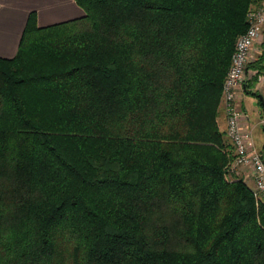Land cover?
Here are the masks:
<instances>
[{"label": "trees", "instance_id": "trees-1", "mask_svg": "<svg viewBox=\"0 0 264 264\" xmlns=\"http://www.w3.org/2000/svg\"><path fill=\"white\" fill-rule=\"evenodd\" d=\"M75 1L0 56V264H264L218 121L261 0Z\"/></svg>", "mask_w": 264, "mask_h": 264}, {"label": "built area", "instance_id": "built-area-1", "mask_svg": "<svg viewBox=\"0 0 264 264\" xmlns=\"http://www.w3.org/2000/svg\"><path fill=\"white\" fill-rule=\"evenodd\" d=\"M248 27L237 39L232 61L223 85L222 102L228 118L226 133L234 146V158L227 165L228 173L242 169L254 180L257 203L264 201V158L257 147L252 128L244 126V114L238 97L253 61L256 43L264 31V1L248 13Z\"/></svg>", "mask_w": 264, "mask_h": 264}, {"label": "crops", "instance_id": "crops-1", "mask_svg": "<svg viewBox=\"0 0 264 264\" xmlns=\"http://www.w3.org/2000/svg\"><path fill=\"white\" fill-rule=\"evenodd\" d=\"M31 12L37 13V22L39 26L52 25L78 18L85 14L82 7L79 6L75 0H0L1 57L12 58L18 53ZM257 43L258 47H256V51L259 57L264 53V31L261 39ZM252 73H254V69L249 66L246 78L249 82L248 84H246V82L244 83L242 93L238 98L241 109L246 113V115H244L243 123L244 126L248 128H253L254 124H252V118L248 110L247 102L249 105L256 103L254 100L256 96L250 93L252 90L254 92V89L256 88L251 86H257V88L260 89V94L264 96V73L260 74L258 80L255 79L256 81L250 79ZM247 85L251 86L248 87ZM257 98L259 100V97ZM223 108L222 103V114L220 112L218 121L221 130L225 132L227 127V117ZM259 113H263L262 109L258 110V114Z\"/></svg>", "mask_w": 264, "mask_h": 264}, {"label": "rangeland", "instance_id": "rangeland-1", "mask_svg": "<svg viewBox=\"0 0 264 264\" xmlns=\"http://www.w3.org/2000/svg\"><path fill=\"white\" fill-rule=\"evenodd\" d=\"M263 1L264 0H261L260 4ZM254 7H252V8H254ZM239 36H238V38H239ZM256 47H258V43H256V45H255L254 52H253V61L250 64L251 68L254 69V73H252V75H250V79H253L254 81L258 80L259 75L264 73V53L262 54V56L258 57L257 51H256ZM246 78H247V75L245 77V82H246V84H248L249 81H247ZM247 86L250 87L251 85H247ZM251 87L256 88V89H254V92H258L259 94L261 93L260 89L257 88V86L253 85ZM251 92H253V90ZM241 93H242V91L240 92V94ZM240 94H239V96H240ZM222 96H223V94H222ZM254 100L256 101L255 104L249 105L248 102H247V105H248V110H249V112L251 114L252 124H254L253 128H252L253 132H254V138H255V141L257 143V147L260 150V152L262 153L263 158H264V110L262 109L261 105L258 104L259 103L258 98L256 97V98H254ZM222 103L223 102H221V104ZM223 107H224V104H223ZM223 109L225 110V108H223ZM261 109H262L263 113H261V114L259 113L258 114V110H261ZM220 112L222 114V109H221ZM225 114H226V111H225ZM243 114L246 115V113L244 111H243ZM226 117H227V114H226ZM261 120H263V121H261ZM227 124H228V118H227ZM223 129H224V127H223ZM226 129H227V127H226ZM225 134H226L227 139L229 140V138L227 136V133H226V130H225ZM226 171H227V173H225V176H226V178L228 180H234V179H237V178L243 179V180H245V182H247L249 184V186L252 189L254 188V180H253V178L251 176H249V174H247V171L245 169H242L241 171H239L238 173H235V174L234 173L233 174L232 173L229 174L228 170H227V167H226Z\"/></svg>", "mask_w": 264, "mask_h": 264}, {"label": "water", "instance_id": "water-1", "mask_svg": "<svg viewBox=\"0 0 264 264\" xmlns=\"http://www.w3.org/2000/svg\"><path fill=\"white\" fill-rule=\"evenodd\" d=\"M259 98L264 102V96L262 94H260Z\"/></svg>", "mask_w": 264, "mask_h": 264}]
</instances>
